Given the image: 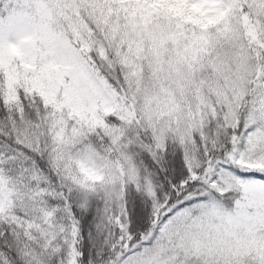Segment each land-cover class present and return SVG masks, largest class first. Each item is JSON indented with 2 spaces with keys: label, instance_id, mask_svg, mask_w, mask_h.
<instances>
[{
  "label": "snow or ice",
  "instance_id": "obj_1",
  "mask_svg": "<svg viewBox=\"0 0 264 264\" xmlns=\"http://www.w3.org/2000/svg\"><path fill=\"white\" fill-rule=\"evenodd\" d=\"M0 264H264V0H0Z\"/></svg>",
  "mask_w": 264,
  "mask_h": 264
},
{
  "label": "trees",
  "instance_id": "obj_2",
  "mask_svg": "<svg viewBox=\"0 0 264 264\" xmlns=\"http://www.w3.org/2000/svg\"><path fill=\"white\" fill-rule=\"evenodd\" d=\"M133 195H135V194H133ZM133 208H134V210H135V206H134V204H133Z\"/></svg>",
  "mask_w": 264,
  "mask_h": 264
}]
</instances>
